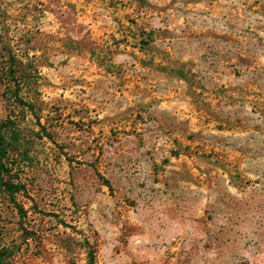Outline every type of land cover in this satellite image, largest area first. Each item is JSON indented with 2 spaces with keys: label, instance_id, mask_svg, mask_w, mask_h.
<instances>
[{
  "label": "rangeland",
  "instance_id": "rangeland-1",
  "mask_svg": "<svg viewBox=\"0 0 264 264\" xmlns=\"http://www.w3.org/2000/svg\"><path fill=\"white\" fill-rule=\"evenodd\" d=\"M7 35L49 134L15 264H264V0H0Z\"/></svg>",
  "mask_w": 264,
  "mask_h": 264
},
{
  "label": "trees",
  "instance_id": "trees-1",
  "mask_svg": "<svg viewBox=\"0 0 264 264\" xmlns=\"http://www.w3.org/2000/svg\"><path fill=\"white\" fill-rule=\"evenodd\" d=\"M13 40L7 35L0 43V82L10 107L6 117L0 120V196L7 205L17 210L20 220H23L27 218V211L23 204L16 201V196L26 191L21 179L26 168L33 166L35 139H42L49 134L34 111L39 101L38 67L28 60L27 53L19 52L21 50ZM29 48H26V52ZM23 94L26 96L23 97ZM26 109L31 113L34 111V122L27 120ZM34 125L38 126L37 130ZM15 252L14 246L0 244V264H15ZM88 264H95L92 254H89Z\"/></svg>",
  "mask_w": 264,
  "mask_h": 264
}]
</instances>
